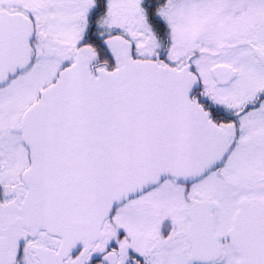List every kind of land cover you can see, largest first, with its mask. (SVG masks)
I'll return each instance as SVG.
<instances>
[{
    "label": "snow or ice",
    "instance_id": "obj_1",
    "mask_svg": "<svg viewBox=\"0 0 264 264\" xmlns=\"http://www.w3.org/2000/svg\"><path fill=\"white\" fill-rule=\"evenodd\" d=\"M0 264H264V0H0Z\"/></svg>",
    "mask_w": 264,
    "mask_h": 264
}]
</instances>
